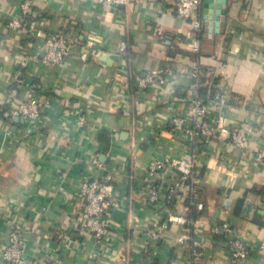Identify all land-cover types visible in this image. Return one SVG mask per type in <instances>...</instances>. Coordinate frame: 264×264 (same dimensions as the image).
<instances>
[{
	"label": "crops",
	"instance_id": "obj_1",
	"mask_svg": "<svg viewBox=\"0 0 264 264\" xmlns=\"http://www.w3.org/2000/svg\"><path fill=\"white\" fill-rule=\"evenodd\" d=\"M24 1L0 0V136L8 122L12 131L0 137V264H7L2 248L14 223L30 264H130L141 253L151 264H179L184 255L176 237L183 226L170 224L154 250L145 244L144 231L168 219L172 208L182 212L186 199L172 205L163 199L148 207L142 178L148 161L188 154L170 135V125L161 123L183 114L190 81L167 77L157 84L160 93L139 92L136 76L189 64L190 20L177 16L175 0L122 5L33 0L26 12L20 8ZM213 3L221 4L218 19L203 13L200 0L199 57L225 84L224 113L230 122L254 127L252 154H261L262 162L253 157L242 162L226 140L204 147L197 164L198 199L204 204V224L196 228L203 252L197 264H231L223 240L206 226L213 219L230 222L250 245L248 264H264V0ZM16 16L23 26L10 28ZM31 21L43 33L77 38L63 66L39 67L32 57L21 64L27 55L43 56L39 39L28 28ZM42 85L48 91L47 116L29 131L13 116L12 105L28 87L39 90ZM201 94L206 96V90ZM79 110L87 113L83 128L75 123ZM102 171L113 176L116 205L109 229L113 237L97 243L78 237L71 222L83 211L81 180L91 174L98 178ZM166 173L162 182H171L174 175Z\"/></svg>",
	"mask_w": 264,
	"mask_h": 264
},
{
	"label": "built area",
	"instance_id": "obj_2",
	"mask_svg": "<svg viewBox=\"0 0 264 264\" xmlns=\"http://www.w3.org/2000/svg\"><path fill=\"white\" fill-rule=\"evenodd\" d=\"M90 1L95 4L122 5L131 0ZM32 2L33 0H25L21 3L20 8L22 11L26 12ZM199 5L200 0H175L177 16L184 20H190L192 33L187 40V45L192 53V58L189 64L177 71L161 68L150 71L143 78L136 76V85L139 92L157 90L160 93L161 89L157 84L167 77H186L190 81L187 96L183 99V114L171 116L167 121L161 123L163 127L164 125H170L168 127L170 135L185 145L188 154L186 157L172 154L161 155L159 158L148 161L147 173L142 178L144 186L143 200L148 207L158 205L163 199L171 205L176 199L181 197L186 199L187 205L182 212H179L177 208H172L168 219L153 223L144 231L145 244L154 250L155 244L162 240L170 224L183 226L176 237V244L181 248L184 255L179 264H197L203 253L202 243L197 236L198 231L196 228L204 224L201 220L204 204L198 199L196 184L197 164L204 147L210 146L213 141L218 139L226 140L231 147L238 150L242 162L247 161L248 157H253L256 162H262L261 154L254 156L252 154L250 137L254 127L244 122L238 124L230 122L224 113V107L227 105L225 84L218 78V73L212 68L204 66L201 62L198 40L201 29ZM21 19L20 16L12 18L8 26L10 28H20L23 26ZM28 28L32 35L39 39L43 56L38 59L37 55H27L22 58V65H25L32 57L39 67L63 66L79 43L76 37H70L67 33H43L37 28L35 21H31ZM87 46L92 47V43L88 42ZM124 50L125 45H122L121 51ZM91 53L98 56V52L95 50H92ZM15 81L19 83L22 79L16 78ZM30 87L16 105H12L11 101L6 103L12 105L13 116L20 119L22 127L32 131V129L44 123L49 98L48 91L43 88V85L39 90ZM203 90H206V96L201 94ZM74 114L77 127L83 128L87 125V113L85 111H75ZM8 125L9 122L4 128L6 131L4 135L12 133L8 129ZM92 166L97 167L98 162L93 160ZM166 171H170L174 175L171 182H162L165 174H167ZM98 175L99 179L91 174L81 180L78 196L83 201V211L72 220L71 228L77 233L78 237L93 238L97 243H106L113 237V234H110L111 231H109L113 227L111 215L112 209L116 205L115 201H112L113 189L111 182L113 176L110 172L103 171L99 172ZM206 226L212 235L223 240L229 252L231 264L249 263L253 249L237 234L230 222L213 219L208 220ZM260 248L264 254V237ZM23 253L20 229L14 223L7 232L2 248V258L7 264H30ZM140 256L137 259H132L130 264H151L148 261L149 256L144 258L142 253ZM121 259L124 261L123 257Z\"/></svg>",
	"mask_w": 264,
	"mask_h": 264
},
{
	"label": "water",
	"instance_id": "obj_3",
	"mask_svg": "<svg viewBox=\"0 0 264 264\" xmlns=\"http://www.w3.org/2000/svg\"><path fill=\"white\" fill-rule=\"evenodd\" d=\"M203 13L205 15H215L216 19H218L221 13V4L213 3V0H202Z\"/></svg>",
	"mask_w": 264,
	"mask_h": 264
}]
</instances>
